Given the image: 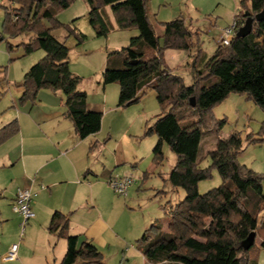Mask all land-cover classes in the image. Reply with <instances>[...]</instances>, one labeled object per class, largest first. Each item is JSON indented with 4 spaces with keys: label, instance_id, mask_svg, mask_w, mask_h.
Wrapping results in <instances>:
<instances>
[{
    "label": "trees",
    "instance_id": "1",
    "mask_svg": "<svg viewBox=\"0 0 264 264\" xmlns=\"http://www.w3.org/2000/svg\"><path fill=\"white\" fill-rule=\"evenodd\" d=\"M8 1L11 4L4 6L3 38L5 34L11 38L26 35L17 44L8 41V51L23 48L24 55L45 52L24 76L20 103L35 104L42 89L61 92L65 96L64 115L73 123L78 137L98 133L103 114L88 109L87 93L79 89L82 76L70 67V48L53 33L63 27L80 43L85 40L86 35L57 17L76 0ZM84 1L97 36L106 37L114 30L109 12L118 29L139 30L129 45L108 52L105 83L119 84V108L140 102L149 91L157 93L161 113L153 125L146 126L144 136L159 138L153 149L156 164L164 161L165 143L177 155L169 182L186 192L178 203L164 205L171 217L167 231L156 221L137 240L145 264H248L256 242L249 250L243 242L251 233L264 229V173L241 163L238 156L249 145L264 142V138L253 133L243 137L239 131L222 137L227 119H218L214 108L230 95L241 94L264 111V22L255 19L248 36L238 37L236 33L229 45L218 44L202 66H194L193 82L186 84L165 61L168 49L191 52L197 47L196 58L201 56V45L194 41L195 33L185 20L162 22L163 31L158 35L148 13L151 0ZM248 1L250 5L244 1L242 7L251 10L252 16L264 7V0ZM240 16L247 19L240 11L235 18L238 24ZM44 20L50 22V28L45 27ZM6 71L7 67L0 71V80L7 79ZM20 129L17 119L4 125L0 145ZM207 132H213L217 140L215 148L207 153L211 164L201 167L199 151ZM262 133L264 121L259 135ZM213 169L222 184L202 194L199 184L213 176ZM48 230L67 241L60 264H77L80 260L83 264H104V255L95 244L80 243L79 236L70 234V214L54 212ZM261 246L264 248V237Z\"/></svg>",
    "mask_w": 264,
    "mask_h": 264
},
{
    "label": "rangeland",
    "instance_id": "2",
    "mask_svg": "<svg viewBox=\"0 0 264 264\" xmlns=\"http://www.w3.org/2000/svg\"><path fill=\"white\" fill-rule=\"evenodd\" d=\"M244 1L250 5V1L248 0L150 1L148 13L158 35H161L163 31L162 22L183 19L195 33L193 37L194 41H199L201 45L203 51L199 60L196 58V54L198 53L197 47H194L191 52L174 49L165 51L166 64L176 74L182 76L186 84L193 82L194 66H202L213 55L218 41L223 36V31L234 24L235 18L240 11L251 13V10L242 7ZM10 4L8 0H0V71L7 67L6 75L11 80V84L9 85L4 80H0V120H4L5 122L11 121L19 108L26 107L28 109L36 105L47 108L48 99L44 94H48V92H52V94L57 93L49 89H42L38 94L35 104L31 102L20 103L19 100L23 91L19 87V84L24 80L25 67H31V65L43 58L45 52L37 50L31 54L18 57L22 51L24 52L23 48L18 49L14 53L8 51V41L17 44L26 37V35H23L18 38H11L7 34L4 35L5 38L2 36L5 17L4 6ZM84 5L89 10L84 0H76L69 8L61 11L57 17L64 24H69L68 22L71 20L70 17L74 15L73 13L83 11ZM86 13L87 11L81 15H85ZM109 13L111 14V12ZM112 20H114L113 16ZM238 20L240 25H245L246 19L242 16ZM44 22L51 26L48 20H44ZM70 25L77 32L86 35L82 43L79 42L75 35H69L68 31L63 27L54 31H56L59 39L65 41L70 48L71 70L82 76L79 89L86 88L89 89L91 94H96L93 92V88L97 78L101 77L106 70V52L129 45L131 37L133 35L134 37L138 36L139 30L137 28L116 29V31L112 30L106 37H99L90 23L89 15L80 18L75 24L70 23ZM121 34H127L129 38L127 40L125 38V42L124 37L121 38L123 40L121 43L124 44H121L120 48H112L117 43L116 41L114 42L115 37ZM11 54L16 56L14 60H12ZM112 84L110 85L115 86L114 101L117 103L119 85L118 83ZM20 90L21 92H19ZM109 99H112V89L109 93ZM64 103L65 99L62 102L65 108ZM131 106L136 108V104ZM160 113L161 109L159 105L157 112H153L147 117L144 116V119L143 116L141 118H128L122 115L121 112L109 113L105 119L103 117L102 130L98 133V138L105 141L109 138V133H111L113 135L112 144L116 141L119 142L121 144L120 150L125 151L129 157L137 155L129 164L117 167L118 171L127 167L131 172L124 176L133 175L136 178V182L129 189L130 197L126 198L127 204L123 205V203L116 202L113 207L115 215L113 216L127 228L125 230L135 227L130 230L132 233L128 234V249L119 252L112 248V253H105L104 260L106 264H145V258L137 245V240L144 232H140L142 225L137 224H141L142 222L150 224L151 221L156 219L158 222L161 221L165 217L161 205L167 201L178 203L186 196V192L183 189H175L169 182V174L177 161V155L165 143L163 146L164 161L161 164H156L153 147L158 137L156 135L144 136L147 120L149 121V125H153ZM214 114L218 119H227L221 132L222 137H228L234 131H239L243 137L249 133H253L257 137L264 138V133H262V136L259 135L264 121V111L254 102L247 101L245 96L241 94H232L223 102L216 105ZM213 136H215L213 132H207L201 143L199 151L201 167H208L211 164V158L207 156V153L215 148L216 137ZM10 144L6 142L0 145L1 155L8 151L11 146ZM6 160L7 158L4 161L0 160V163H5ZM239 161L259 173H264V142L249 145L242 152ZM0 170V264H18L14 261H5L3 259L5 254L2 255L3 251L9 248V246L11 247L14 242L19 243L23 247V250H25L24 262H21V264H47L48 231L44 212L37 218V221H31L22 230L21 223L23 220L20 221V217L12 212L10 205V193H12V189L17 187V181L14 182L11 179L18 175L21 176L22 170L18 165L16 167L8 166ZM221 184V176L216 169H213V176L200 182L199 191L203 194L219 187ZM112 191L117 198L124 200V197L118 195L114 189ZM261 230H259L260 232L257 235L256 245L249 252L250 260L248 264H264V248L261 246V233L263 231L261 232ZM125 253L127 256H125ZM78 263H82V261L80 260Z\"/></svg>",
    "mask_w": 264,
    "mask_h": 264
},
{
    "label": "crops",
    "instance_id": "3",
    "mask_svg": "<svg viewBox=\"0 0 264 264\" xmlns=\"http://www.w3.org/2000/svg\"><path fill=\"white\" fill-rule=\"evenodd\" d=\"M86 11L85 15H81ZM73 14L70 17L69 24H75L80 18L88 16L89 10L84 5L83 11H76ZM110 19H112L111 14ZM112 23L115 25L114 31H116L118 28L115 21L112 20ZM44 25L46 28L51 27L45 22ZM53 33L59 39L56 31ZM121 35L115 37L114 42L116 41L117 43L112 48H120L121 44H124L121 43V41L123 42L121 38L124 37V42L125 38L126 40L129 38L127 34ZM107 54L108 51L106 52V60ZM11 55L12 60H14L16 56L14 54ZM22 55H24L23 51L18 57ZM28 68L30 69L31 67L26 66V72L29 70ZM105 79L106 70L101 77L97 78L96 84H94L93 92L96 94H91L89 89L80 88V90L87 93V106L90 111L101 112L104 119L109 113L120 112L128 118H141L143 116L144 119V116L147 117L159 110L158 97L155 91H149L140 102L136 103V108H133V106L126 108L117 107L118 101L117 103L114 101L115 86H111L110 84L112 83H105ZM4 81L8 85L11 84L9 78ZM23 81L19 84L22 91L21 84ZM115 84L114 82L112 85ZM111 89L112 99H109ZM119 91L120 86L117 92L118 99ZM44 95L48 99L47 108L36 105L28 109L26 107L19 108L15 112L11 121L14 119L19 121L20 132L12 137V139L6 141L8 144L11 143V146L9 145L10 147L6 153L0 154V160L4 161L7 158L5 163H0V169H5L8 166L16 167L18 165L22 170L21 176L18 175L11 179L14 182L17 181V187L12 189V193H10L11 208L17 190L21 187L31 188L33 193L31 206L35 212V218L30 220L29 223L33 220L37 221V218L44 212L48 231L47 264H60L67 251V241L57 238L48 230L52 215L56 211L70 214V234L79 236L80 243L89 241L95 244L103 253L104 258L105 253H112V248L119 252L127 250L128 234L132 233L130 230L135 226L132 229L125 230L127 228L119 223V220L115 219L113 207L116 202L123 203V205L127 204L126 198H129L130 194L122 196L124 200L117 198L112 191L113 189L109 181L130 173L131 171L127 167L120 171H118L117 167L129 164L137 155L129 157L125 151L120 150L121 144L119 142L116 141L112 144L113 135L111 133H109L107 140H100L98 133H100L102 127L96 134L84 139L79 138L74 125L64 115L65 108L62 105L65 99L64 94L61 92L54 94L48 92V94ZM11 121L5 122L4 120H0V129ZM147 125H149L148 120L145 123V126ZM216 140L215 138V143ZM241 156L242 153L238 157L240 158ZM168 202L172 203L171 201H167L165 204ZM165 204L161 205L165 217L160 222L162 223L163 230L167 231L171 223V217L166 213V209H164ZM12 212L17 214L21 219L20 221H22V217L14 212L13 208ZM156 221L158 220L151 221L150 224L142 222L137 225H142L140 232H144ZM261 232V240H263L264 230L262 229ZM9 250L10 246L3 251L2 255L7 254ZM24 253L25 250L19 244L18 259L14 262L18 264L24 262ZM125 256H127L126 253ZM104 264H106L105 260Z\"/></svg>",
    "mask_w": 264,
    "mask_h": 264
},
{
    "label": "built area",
    "instance_id": "4",
    "mask_svg": "<svg viewBox=\"0 0 264 264\" xmlns=\"http://www.w3.org/2000/svg\"><path fill=\"white\" fill-rule=\"evenodd\" d=\"M239 29V24L235 20L231 27L223 31V36L219 41L221 45H229L232 42L234 35ZM136 182L133 175H127L119 178H114L109 181V184L120 196H127L130 187ZM33 193L31 188H19L16 192L15 199L12 204L13 211L22 217V230L25 229L29 221L35 218V212L32 210ZM19 243L12 244L10 250L3 256L5 261H15L18 259Z\"/></svg>",
    "mask_w": 264,
    "mask_h": 264
},
{
    "label": "water",
    "instance_id": "5",
    "mask_svg": "<svg viewBox=\"0 0 264 264\" xmlns=\"http://www.w3.org/2000/svg\"><path fill=\"white\" fill-rule=\"evenodd\" d=\"M245 15H247V19L245 22V25L242 26L238 32H237V36L238 37H246L248 36L253 29V24H254V20L256 19L259 22H264V7L262 8L261 11H259L258 13L255 14V16L250 15V12H246ZM192 105H195V98L191 99ZM256 237L257 234L256 232H253L249 235V237L243 242V246L246 250H249L252 248V246L254 245V243L256 242Z\"/></svg>",
    "mask_w": 264,
    "mask_h": 264
}]
</instances>
